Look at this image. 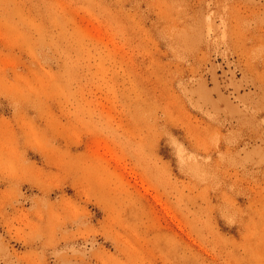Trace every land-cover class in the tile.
Instances as JSON below:
<instances>
[{
	"label": "rangeland",
	"instance_id": "obj_1",
	"mask_svg": "<svg viewBox=\"0 0 264 264\" xmlns=\"http://www.w3.org/2000/svg\"><path fill=\"white\" fill-rule=\"evenodd\" d=\"M0 264H264V0H0Z\"/></svg>",
	"mask_w": 264,
	"mask_h": 264
}]
</instances>
